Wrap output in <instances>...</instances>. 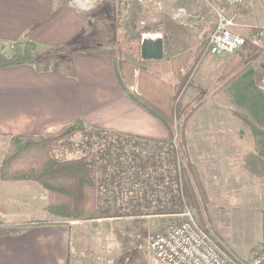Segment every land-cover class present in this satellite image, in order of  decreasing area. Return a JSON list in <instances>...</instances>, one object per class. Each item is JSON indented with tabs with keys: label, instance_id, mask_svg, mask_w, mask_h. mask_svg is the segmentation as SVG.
<instances>
[{
	"label": "crops",
	"instance_id": "0c3cea01",
	"mask_svg": "<svg viewBox=\"0 0 264 264\" xmlns=\"http://www.w3.org/2000/svg\"><path fill=\"white\" fill-rule=\"evenodd\" d=\"M93 17L78 0H0V52L27 36L40 52L52 49L61 54L46 71L32 64L0 67V166L12 135L45 134L82 119L89 131L109 133L115 149H119L118 144L124 150L120 151L126 161L123 167L112 164L108 174L98 173L99 203H158L165 198V191L168 198H174L179 192L178 176L175 181V173L157 170L156 180L140 178L130 167L128 150L141 140L165 141L164 154L169 158L162 156L161 168L175 167L169 159L175 150L172 140H179L178 134L132 97L126 65H120L116 49L89 37ZM225 57L210 53L207 47L196 66V70L202 68L197 82L209 79L215 86ZM258 80L256 63H252L229 84L211 93L212 98L223 101L215 107V119L186 122L188 129L181 142L189 161L197 165L208 203H244L250 199L264 203V158L255 152L252 135L233 112L248 113L264 126V86ZM223 105L224 121L219 118ZM88 134L77 132L72 140H81L80 144L89 147ZM59 145L52 150L58 159L77 158L87 150L79 145L76 149L82 153L68 155L64 148L58 149ZM48 202L47 190L37 182L0 179V221L8 225L30 219L46 221L19 234L0 233V264H68L71 254L82 263L81 250L100 249V244L93 243L94 234L85 238L79 232L82 228L78 222L82 220L53 215L45 208ZM107 246L110 255L112 248Z\"/></svg>",
	"mask_w": 264,
	"mask_h": 264
},
{
	"label": "rangeland",
	"instance_id": "374dc122",
	"mask_svg": "<svg viewBox=\"0 0 264 264\" xmlns=\"http://www.w3.org/2000/svg\"><path fill=\"white\" fill-rule=\"evenodd\" d=\"M78 3L89 8L94 15L92 34L89 35L91 40L102 41V45L115 48L119 55L120 65H124L122 64L123 59L128 60L129 64H125V73L128 76L126 77L127 87L130 91L133 89L134 93H138L139 90V76L142 68L153 70L160 79L171 83L176 81L172 71H165L162 66L156 68L153 64L156 63L155 59L147 60L142 57L141 44L143 38L147 35H159L158 38L163 40L164 51L166 52L164 57L158 60L160 65L184 51L191 50L193 55H190L191 61L188 66L190 69L196 63L201 52L200 49L197 50L198 47L207 43V38L221 14L232 18L235 22L232 29L248 39L240 50L254 51L252 63H256L259 75L258 82L264 86V38L259 42L253 40L255 27L264 26V0H244L243 3L239 4H231L227 0H130L128 3H122L119 0H78ZM111 43L113 45H110ZM225 55L224 64L234 53ZM201 69H195L197 72L194 73L199 72L198 76L196 78L192 77L181 96L180 104L185 105L194 98L196 93H203L204 103L189 118L190 123L215 119V107L223 103L220 98L211 97V93L217 89V86L213 85V81L206 79L201 84L197 82L201 78ZM219 114L220 119L226 120L224 118V105ZM231 117L239 121L236 116ZM239 123L242 125L241 122ZM242 127L244 126L242 125ZM187 129L186 123L183 124L182 121L178 123V126L174 124L173 132L178 134L179 143H181ZM244 129L251 136L250 130L246 127ZM89 134V139L85 138L88 139L86 142L90 143L89 147L80 144L81 140H72V136L59 142L61 145L58 149L64 148L63 151H68V155H79L82 153V150L76 149L80 147L79 145L87 148L83 152L88 153L89 151L97 152L99 149H105L110 141L114 143L113 137L108 136L109 133H92L89 131ZM151 141L153 140L143 142L146 145L145 148H138L137 153L147 157L151 153L146 154V152H158L159 149L147 148V143L156 145L155 142ZM140 143H142V140ZM116 146L119 147L120 151H124L120 145L117 144ZM71 147H75V150H69ZM127 148L130 147L127 146ZM113 149L116 151L114 147ZM131 150H128V152ZM142 150L148 151L143 152ZM61 154L66 155V153ZM163 155L164 158H169L168 155ZM178 159V168H180L181 160L188 166L189 159L186 155L180 153ZM178 168L176 170V167L172 165H165L164 169L158 170L159 172L175 173V181H177ZM105 204L114 211H117L119 207H123L121 208L122 211L128 213L138 203H103V205ZM158 205L159 203H141L140 209L145 211L158 207ZM190 208L205 230L228 254L238 261H245L264 244L262 229L264 203H256L250 199L244 203H207L200 209ZM169 214L136 213L118 217L98 218L99 220L79 219L82 220V222H78L81 223L79 225L82 228L79 229V232L83 233L85 238H89V234H94L93 243L100 244L101 249L96 250L85 247L84 250H81L82 263L124 264L130 251L137 248L138 234L144 237L157 230L164 229L176 220L175 216ZM29 221H32V219L17 221L18 223L13 224L24 225ZM91 230L93 233H90ZM104 245H106V248ZM107 245L112 248L110 255L107 253ZM138 253L143 264L152 263L149 252L138 248ZM74 255L71 254L68 264H82L79 258Z\"/></svg>",
	"mask_w": 264,
	"mask_h": 264
},
{
	"label": "trees",
	"instance_id": "16d2710c",
	"mask_svg": "<svg viewBox=\"0 0 264 264\" xmlns=\"http://www.w3.org/2000/svg\"><path fill=\"white\" fill-rule=\"evenodd\" d=\"M110 45H113L111 43ZM208 39L200 49L196 63L190 67L189 62L193 55L191 50L184 51L171 60L160 65L159 61L153 63L154 67H163L165 71H172L176 81L160 79L153 70L142 68L138 93L131 92L132 97L152 114L162 120L169 128L180 121L185 124L191 115L204 102L203 93H197L187 104L181 105V96L189 85L201 56L207 51ZM61 57L59 52L49 49L45 52L38 50V45L27 36L14 42L7 50L0 52V67L32 64L39 71L49 70L51 65ZM254 51L238 49L224 64L215 79L217 90L229 84L252 64ZM122 64H129L123 59ZM132 72L130 71V74ZM129 74V75H130ZM234 114L247 127L252 135L254 150L264 158V126L259 125L248 113L234 109ZM77 132L89 133L82 119H77L59 130L45 134H14L11 136L7 151L0 166V179L3 181H33L45 188L49 195V202L45 207L50 213L62 218L70 219H98L103 217L125 216L136 213H177L186 207L200 209L209 202L208 193L202 181L197 165L189 161L188 166L181 160L180 153L187 156L184 143L178 142L174 147L169 162H175L178 168L179 192L174 193V198H168L164 192V199H158V207L141 210V203L134 206L132 211L125 213L119 207L117 211L107 204L99 203V175L108 174L112 164L123 167L126 164L120 150L114 151V143L110 141L108 147L96 151H89L77 158L58 159L53 154V147L59 142L72 137ZM139 139H150L134 135ZM162 141V140H160ZM165 143V141H163ZM180 144V145H179ZM142 144H134L129 151L131 157L130 167L144 180L157 179L156 172L162 167L163 154L142 156L136 151ZM117 152V153H115ZM115 153V154H114ZM130 169V168H129ZM148 180V181H149ZM163 196V197H164ZM174 199V200H173ZM101 200V199H100ZM153 201L150 199V202ZM164 202L168 205H165ZM46 223L44 220H32L24 225L6 224L0 221V233L19 234L34 224ZM200 225L203 227L202 223ZM204 228V227H203ZM205 229V228H204ZM262 229L264 243V210L262 212ZM124 264H143L139 258L138 248L130 251Z\"/></svg>",
	"mask_w": 264,
	"mask_h": 264
},
{
	"label": "built area",
	"instance_id": "2783aa9c",
	"mask_svg": "<svg viewBox=\"0 0 264 264\" xmlns=\"http://www.w3.org/2000/svg\"><path fill=\"white\" fill-rule=\"evenodd\" d=\"M119 1L128 3L130 0ZM227 1L231 4L244 2V0ZM234 24L232 18L220 15L207 38L210 53L218 55L233 54L247 43L248 39L244 35L232 29ZM263 38L264 26L255 27L253 40L259 42ZM151 142H155L156 145L147 143V148L159 150H157L158 152L149 151L146 154L165 153L166 144L163 141L157 139ZM172 142L175 146H178L177 138ZM141 144L145 148V143ZM169 215L175 216L176 220L164 229L157 230L144 237L138 234L137 248L151 254V264H264V244L245 261H238L228 254L200 225V221L191 208L186 207L181 212L170 213Z\"/></svg>",
	"mask_w": 264,
	"mask_h": 264
},
{
	"label": "water",
	"instance_id": "95a60500",
	"mask_svg": "<svg viewBox=\"0 0 264 264\" xmlns=\"http://www.w3.org/2000/svg\"><path fill=\"white\" fill-rule=\"evenodd\" d=\"M164 42L161 38H143L141 44V55L144 59L160 60L164 57Z\"/></svg>",
	"mask_w": 264,
	"mask_h": 264
},
{
	"label": "bare ground",
	"instance_id": "6f19581e",
	"mask_svg": "<svg viewBox=\"0 0 264 264\" xmlns=\"http://www.w3.org/2000/svg\"><path fill=\"white\" fill-rule=\"evenodd\" d=\"M159 35H147L145 38H148V39H155V38H158Z\"/></svg>",
	"mask_w": 264,
	"mask_h": 264
}]
</instances>
